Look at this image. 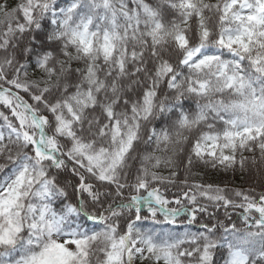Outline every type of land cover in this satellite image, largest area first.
Here are the masks:
<instances>
[{
	"label": "snow or ice",
	"instance_id": "6c2138e0",
	"mask_svg": "<svg viewBox=\"0 0 264 264\" xmlns=\"http://www.w3.org/2000/svg\"><path fill=\"white\" fill-rule=\"evenodd\" d=\"M201 166L264 181V0H0V264H264Z\"/></svg>",
	"mask_w": 264,
	"mask_h": 264
},
{
	"label": "trees",
	"instance_id": "16d2710c",
	"mask_svg": "<svg viewBox=\"0 0 264 264\" xmlns=\"http://www.w3.org/2000/svg\"><path fill=\"white\" fill-rule=\"evenodd\" d=\"M186 103H193L186 101ZM194 106V103H193ZM197 173H204L206 172V175L201 176L200 174H197L190 179H195V180H200L204 179L207 182H214V183H220L221 185L228 184L229 187L232 188H243V189H248L250 186L251 187H256L257 191L261 190V185L264 184V181H261L259 176L256 173V170L253 169L251 175L248 173L241 174L240 172H236L235 174L228 172V173H223V172H216L215 170L208 168L204 169L203 166H201L198 169H195ZM164 175H167V171L163 173ZM181 177H183V172H181ZM171 186H169L170 188ZM172 191H175V189H172L171 191H166V195L171 196ZM237 212L239 210H236ZM219 215L221 218H223V209L220 210ZM235 219V215L233 217ZM146 226H149L151 224V221H145L144 222Z\"/></svg>",
	"mask_w": 264,
	"mask_h": 264
}]
</instances>
